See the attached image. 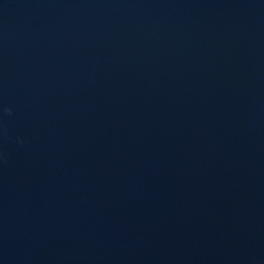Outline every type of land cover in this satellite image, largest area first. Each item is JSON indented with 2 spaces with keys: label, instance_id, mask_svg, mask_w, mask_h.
Returning <instances> with one entry per match:
<instances>
[{
  "label": "water",
  "instance_id": "95a60500",
  "mask_svg": "<svg viewBox=\"0 0 264 264\" xmlns=\"http://www.w3.org/2000/svg\"><path fill=\"white\" fill-rule=\"evenodd\" d=\"M0 264H264V0H0Z\"/></svg>",
  "mask_w": 264,
  "mask_h": 264
}]
</instances>
